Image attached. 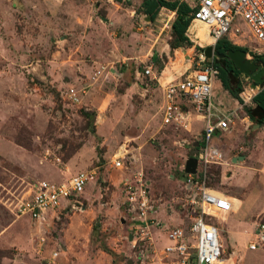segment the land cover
Returning a JSON list of instances; mask_svg holds the SVG:
<instances>
[{"label": "rangeland", "instance_id": "1", "mask_svg": "<svg viewBox=\"0 0 264 264\" xmlns=\"http://www.w3.org/2000/svg\"><path fill=\"white\" fill-rule=\"evenodd\" d=\"M142 1L0 0V264H45L53 248L62 264H162L158 252L164 234L156 240L157 255L142 263L131 248L119 183L128 170L110 167L109 160L125 147L130 167L142 168L155 204L165 199L182 216V167L201 146L204 117L193 116L189 131L162 126L161 90L173 75L204 62L203 49L211 44L195 40L193 35L205 38V28L190 19L186 40H176L175 12L158 7L150 17L140 8ZM233 23L241 41L228 42L264 61V45L239 16ZM152 51L160 54L153 60L156 78L141 74ZM230 61L224 58L220 65ZM161 71L165 78L158 81ZM217 75L212 77V112L241 105L233 130L211 138L223 163L206 169L208 188L233 202L228 214L212 218L224 248L221 263L264 264V244L246 248L253 228L264 223V202H258L264 200V186H258L257 172L264 109L251 99L264 88V73L260 83L242 73L229 77L241 101ZM68 86L83 90L80 104L63 98ZM238 155L245 158L232 162L231 156ZM234 165L239 169L231 177ZM92 167L97 180L77 197L78 209H61L44 223L12 212L36 181L62 182Z\"/></svg>", "mask_w": 264, "mask_h": 264}, {"label": "built area", "instance_id": "2", "mask_svg": "<svg viewBox=\"0 0 264 264\" xmlns=\"http://www.w3.org/2000/svg\"><path fill=\"white\" fill-rule=\"evenodd\" d=\"M177 1L185 3L190 8L191 21L199 22L206 27L211 38L209 44L212 46L221 38L233 43L234 40L241 41L236 38L241 32L233 23L236 16L245 22L256 41L264 45V0ZM245 56H249L247 52ZM202 57L201 55L200 60ZM152 73V64L145 63L141 74L154 78ZM214 75L216 69L211 63H195L192 69L184 70L183 74L165 82L161 90L162 105L159 119L162 126L189 131L193 116L201 114L204 117L202 144L195 155L196 171L194 174L183 173L184 179L181 182L184 199H179V207L185 216V224H166L158 217V206L151 197L143 170L139 165L130 167L125 147L118 148L109 160L110 167L128 170V174L119 180L120 205L129 225L126 236L129 238L130 234V246L141 263L157 255L158 236L155 231L164 233L168 241L158 252L162 264H214L221 260L224 254L219 228L212 218L217 214H228L232 210L231 202L226 195L208 188L205 182L206 169L210 165L218 166L223 163V153L211 138L215 133L219 136L233 129L241 105L225 112L215 107V112H212ZM245 78L248 79L246 76ZM83 94L82 89L78 90L72 86L61 92L63 98L70 104H80ZM244 116L241 117L242 120ZM136 161L133 160L131 163L135 164ZM96 180L97 173L93 167L76 170L62 182L38 180L31 186L28 196L20 198L13 204L12 212L34 222L44 223L50 214H57L61 209H78L81 203L77 197ZM157 201L162 200L159 198ZM251 238L253 239L246 245L249 250L264 244V223H258L253 228ZM58 255L59 251L53 248L44 263L62 264L58 260Z\"/></svg>", "mask_w": 264, "mask_h": 264}, {"label": "trees", "instance_id": "3", "mask_svg": "<svg viewBox=\"0 0 264 264\" xmlns=\"http://www.w3.org/2000/svg\"><path fill=\"white\" fill-rule=\"evenodd\" d=\"M141 7L145 13L150 14V17H153V14L158 7H165L168 10L174 11L176 17L171 23L172 33L174 34L176 40H186L184 31L190 19V8L185 3L174 0H143L141 3ZM237 48V46L230 44L226 38H221L214 44V49L218 50L219 52H223L227 49L234 50ZM211 64L214 69H216V73L218 74L217 77L221 83V86L234 97H238V100L241 101V98L237 96L236 91H234V89L229 85L228 81L229 77L238 79L237 75H239L240 72L237 69H233L227 62H225L223 65L217 63ZM251 99L258 109H264V88L256 92L251 97ZM260 120H263L262 117H257L256 121L260 122Z\"/></svg>", "mask_w": 264, "mask_h": 264}, {"label": "crops", "instance_id": "4", "mask_svg": "<svg viewBox=\"0 0 264 264\" xmlns=\"http://www.w3.org/2000/svg\"><path fill=\"white\" fill-rule=\"evenodd\" d=\"M106 1H112V0H106ZM142 8V7H140ZM161 8V7H159ZM163 8V7H162ZM171 14H173L174 12L171 11V10H168ZM190 27V26H189ZM188 34L190 33V29L188 28L187 30ZM190 36V35H189ZM156 49V47H155ZM169 51V49H168ZM157 53H153V51L151 52L152 54H149V56L147 57L148 59V62H150L152 64V68H153V60L156 58V57H159V53L158 51H156ZM163 55L165 56H168V52L167 51H164L162 52ZM146 62V63H148ZM186 70H189L188 68H185V71ZM164 72V71H163ZM179 74H182V73H179ZM179 74H176V75H173V78H176L179 76ZM156 78V77H155ZM165 77L162 75V71L160 72V74L157 76V80L160 81V80H163ZM245 78V76L243 77ZM170 80V79H169ZM213 85V83H212ZM240 104H235V106L232 108H239ZM193 120V119H192ZM242 120V119H241ZM234 128V127H233ZM233 130V129H232ZM231 130V131H232ZM229 131V132H231ZM218 137V134L215 133L214 134V139H216ZM215 143V142H214ZM259 154V157H258V186H264V150L263 148H261L260 152L258 153ZM233 156H231L232 158ZM247 157V155H246ZM243 158H245V156L243 155ZM238 167L236 165L234 166H231L230 168V171L228 173V175L230 174L231 177L234 176V173L238 171ZM149 184V183H148ZM149 192H150V185H149ZM163 199V198H162ZM258 202L262 203L264 202L263 199H258ZM168 201L163 199L159 204H158V208H157V215L158 217L164 221L166 224H171V225H178V224H185L186 223V219H185V216L181 213L182 216H180L179 214H177V212H174L173 209H171L170 205L167 204ZM240 205V204H239ZM239 207V206H238ZM155 234L158 236L157 239L164 233H161V232H158V231H155ZM233 239H234V234H231L230 235V241L231 243H233ZM251 241V239L249 240ZM168 243V241L166 240L165 238V235L163 236V244H166ZM258 249L261 248L260 246L257 247ZM257 248H255L254 250H256ZM154 264H161V263H154Z\"/></svg>", "mask_w": 264, "mask_h": 264}, {"label": "water", "instance_id": "5", "mask_svg": "<svg viewBox=\"0 0 264 264\" xmlns=\"http://www.w3.org/2000/svg\"><path fill=\"white\" fill-rule=\"evenodd\" d=\"M215 55L216 57H223L225 59L231 60V67L237 69L240 73L244 74L247 78L251 79V81L258 83V79H255V75L264 73V70L259 68L257 64L253 61L245 58V53L243 50L234 49L228 50L225 54L218 53L217 51H213V47L211 45H207L203 49V56L205 58L204 63H210L209 59ZM260 83V82H259ZM252 87L254 85L251 84ZM248 120L251 122V118L248 117ZM264 123V122H263ZM259 124H253V127H258ZM243 155H238L236 157H232L231 161L234 162L236 160H242ZM197 160L195 156H191L185 159L182 167L183 173L194 174L196 171ZM130 238V234H129Z\"/></svg>", "mask_w": 264, "mask_h": 264}, {"label": "flooded vegetation", "instance_id": "6", "mask_svg": "<svg viewBox=\"0 0 264 264\" xmlns=\"http://www.w3.org/2000/svg\"><path fill=\"white\" fill-rule=\"evenodd\" d=\"M228 50H230V49H227V50H225L223 52H219L218 50L213 49V51H217L218 53H222V54H225ZM246 58L251 60V61H253L255 64H257L260 69L262 68L264 70V61H262L261 58H257V57H254V56H252V57L251 56H247ZM222 60H224L223 57H216L215 55H213L212 58L209 59L210 63H215V64L216 63L220 64ZM230 63H231V61L228 62L229 65H231ZM254 77H255V79H258V83L262 82V80H263V72L261 74L255 75Z\"/></svg>", "mask_w": 264, "mask_h": 264}, {"label": "bare ground", "instance_id": "7", "mask_svg": "<svg viewBox=\"0 0 264 264\" xmlns=\"http://www.w3.org/2000/svg\"><path fill=\"white\" fill-rule=\"evenodd\" d=\"M203 27L205 28V38L204 39H200L199 36H197V35H193V36H194L195 40H197V41H200V42H203V43H210L211 42V38L207 34L206 27L204 25H203ZM189 29H190V32H191L193 28L192 27H189ZM197 44L200 45V43H197ZM228 199L231 202V209L233 210V202H232V200L230 198H228ZM222 260L223 259L219 260L217 263H214V264H220L222 262ZM228 260L229 259H227L226 261H223V263H221V264H229V261Z\"/></svg>", "mask_w": 264, "mask_h": 264}]
</instances>
